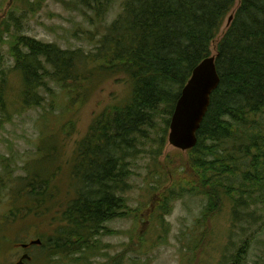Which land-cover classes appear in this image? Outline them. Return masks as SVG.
Returning <instances> with one entry per match:
<instances>
[{
    "label": "trees",
    "instance_id": "obj_1",
    "mask_svg": "<svg viewBox=\"0 0 264 264\" xmlns=\"http://www.w3.org/2000/svg\"><path fill=\"white\" fill-rule=\"evenodd\" d=\"M71 1L89 25L101 27L93 51L61 49L21 35L9 16L13 32L5 30L11 36L5 41L10 67L0 57L1 114L6 80L12 75L20 83L18 97L22 105L40 107L43 98L39 91L45 89L50 99L48 110L57 94L52 86L76 97L79 92L89 93L121 76L129 90L125 103L107 106L77 143L72 176L79 186L76 196L65 206V227L57 240L51 241L52 252L70 257L93 248L92 257L98 255L99 248L92 245L90 236L106 234L104 224L120 212L122 201L115 195L129 189V165L134 162L131 157L137 156L149 140L158 141L150 136L155 130L156 111L162 105L170 116L193 69L211 56L215 57L220 82L197 132V145L188 154L199 187L192 188L186 181L174 184L159 197L157 209L164 212L161 204L166 205L165 198L200 188L206 194L210 192L207 211L217 202L212 194L228 196L235 190L225 185L229 180L241 181L237 188L240 196H252L254 186L262 194L264 0ZM115 4L119 9L108 23L106 17ZM230 15L232 20L224 29ZM59 134L62 132L57 131L54 137ZM4 160L0 161V189L5 186L3 176L5 179L12 172L11 159ZM153 179L159 182L150 187L156 195L169 181L163 184V176ZM25 192L34 195L37 206L49 199L38 173L31 177ZM15 213L13 207L9 215ZM75 261L87 258L76 257Z\"/></svg>",
    "mask_w": 264,
    "mask_h": 264
},
{
    "label": "rangeland",
    "instance_id": "obj_2",
    "mask_svg": "<svg viewBox=\"0 0 264 264\" xmlns=\"http://www.w3.org/2000/svg\"><path fill=\"white\" fill-rule=\"evenodd\" d=\"M118 6L115 4L106 17L108 23L115 18ZM9 16L19 34L61 49L93 51L101 30L89 25L71 0H0V57L7 68L5 40L11 36L5 30L13 32ZM16 79L12 75L6 80L4 113H0V161L9 157L12 170L9 177L3 176L5 186L0 189V264H13L22 251L20 246L35 239L42 245L26 251L32 258L29 264H264V189L259 194L254 186L252 196H240L237 188L241 181L229 180L225 185L235 190L228 196L212 194L217 202L207 211L210 192L200 188L192 194L165 198L166 205L161 204L164 212L157 209L159 197L174 184L186 181L192 188L199 187L188 153L168 144L171 115L162 105L150 133L158 141L149 140L131 157L129 189L115 195L122 201L120 212L104 224L106 234L90 236L92 245L99 248L98 255L92 257L93 248L70 257L52 252L51 241L57 240L65 227V206L79 186L72 176L75 143L85 137L107 106L124 104L129 90L121 76L96 86L91 95L79 92L76 97L68 96L52 86L58 95L48 110L50 99L45 89L39 91L43 98L40 107L22 105ZM57 131L62 134L54 137ZM36 173L49 192V199L40 206L33 203L34 195L25 192ZM159 176H163V184L169 182L155 195L150 187L159 183L153 179ZM13 207L17 213L11 217ZM76 257L87 261L76 262Z\"/></svg>",
    "mask_w": 264,
    "mask_h": 264
},
{
    "label": "water",
    "instance_id": "obj_3",
    "mask_svg": "<svg viewBox=\"0 0 264 264\" xmlns=\"http://www.w3.org/2000/svg\"><path fill=\"white\" fill-rule=\"evenodd\" d=\"M231 20L232 16L229 17L228 23ZM214 61L215 58L210 57L197 65L182 89L169 123L168 144L174 149L185 152L197 144L196 134L209 107L210 95L219 85ZM38 244L40 240L30 243ZM26 247L27 245H22V248ZM29 259L30 257L24 254L16 264H25L23 261Z\"/></svg>",
    "mask_w": 264,
    "mask_h": 264
}]
</instances>
